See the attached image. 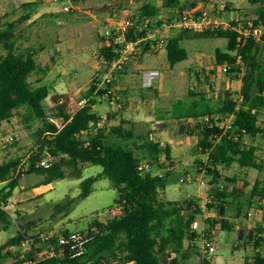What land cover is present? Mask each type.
Wrapping results in <instances>:
<instances>
[{"label":"trees","instance_id":"1","mask_svg":"<svg viewBox=\"0 0 264 264\" xmlns=\"http://www.w3.org/2000/svg\"><path fill=\"white\" fill-rule=\"evenodd\" d=\"M248 1L255 4L253 22L264 25V0ZM33 4L24 2L22 5L30 7ZM186 6L195 7L196 4L187 0H160L159 3L145 0L138 7L125 41H138L144 45L143 50L151 49L157 40L147 39V31L176 17L161 18V8L175 9L178 16ZM202 9L201 6L197 12ZM154 18L157 19L152 23L150 20ZM145 20L148 21L146 27ZM238 22L242 21L231 20L228 25L201 30L177 28L166 38L165 49L166 59L173 66L187 57V50L181 45L184 39H226L225 48L217 47L214 51L215 67L224 66L233 79H240V88L219 95L216 102L202 93L197 98H178L168 106L155 108L157 121L173 119L192 123L190 131L195 130L197 134L193 150L203 155L212 167L208 206L217 210L213 221L219 222L222 229L229 230L233 225L224 217L227 208L234 205L239 216L241 205L248 209L264 207L260 203L264 198V180L255 179L245 190L235 185L237 179L234 176L223 175L219 170L232 164L259 171L264 169V154L261 157L257 154L260 147L244 139V136L264 135V128L258 123L259 113L264 109V31L259 39L249 36L243 41L233 28ZM103 39L106 42L100 47V53L104 60L111 62L117 59L123 44ZM16 42L13 24L1 25L0 47L5 49V53L0 54V123L15 114L23 118L27 128L37 122L36 129L32 131L37 148L28 156L25 172L40 175L41 179L34 185L40 186L59 178L80 177L85 166L98 165L101 170L81 181V191L77 196L56 203L57 211L67 209L77 198L87 196L93 183L102 177H107L116 190L114 204L121 205V210L105 221L95 218L87 229L80 230L92 235L80 255H73L68 244H58L56 234L51 235L42 248L38 245L39 232L28 235L19 230L0 244V263L14 256L15 264H214V260L207 256L192 262V256L197 252L191 246H185L186 239L193 240L194 220L202 213L200 204L194 198L177 201L159 196L167 184L168 175L159 176L152 170L153 167L162 168V156L171 159V145L162 142L155 130L146 134L135 133L134 128L126 126L122 119L109 126L100 124L101 116L93 105L104 88L95 91V84L82 93V103L80 100L72 101L63 93L50 94V86L41 78H37V82L30 79L31 74L42 70L35 57L36 50L31 47L20 49ZM106 85L111 87V81ZM235 96H240L238 102L234 100ZM47 97L50 104L46 102ZM232 112V127L222 133L215 124L216 116ZM206 115L210 116L209 122L202 120ZM57 119H60V124ZM43 155L48 156V161L39 163ZM143 161L149 168L141 166ZM19 162L20 159L16 158L0 163V182H5L0 188V230L8 228L9 212L5 205L19 184ZM197 162L200 163V159ZM243 184L250 183L243 181ZM253 231L257 252L252 264H264V255L259 251L264 242V216ZM28 238L32 240L30 247L14 255L12 247H19ZM49 244L53 246V254L39 256Z\"/></svg>","mask_w":264,"mask_h":264},{"label":"rangeland","instance_id":"2","mask_svg":"<svg viewBox=\"0 0 264 264\" xmlns=\"http://www.w3.org/2000/svg\"><path fill=\"white\" fill-rule=\"evenodd\" d=\"M144 1L0 0V26L11 22L18 48L31 47L36 50L35 57L42 70L31 74L30 79L37 82V78H41L42 82L50 86V94L58 92L66 94L72 101L81 100L82 93L90 85H96L95 91L102 88L107 82L106 72L111 70L109 77L112 92L109 96H98L93 109L101 116L100 124L109 126L122 119L126 126L134 128L135 133L146 134L149 130H155L162 142L171 145V159L162 156V168L153 167L152 173L168 175L165 188L160 190V198L177 201L194 198L200 204L202 213L194 220L193 240H185V246H191L197 252L192 256V262L207 256L214 260V264H252L257 252L252 239L253 228L257 222L262 221L264 207L248 209L241 205V213L237 216V209L232 205L226 209L224 217L233 227L230 230L222 229L219 222L213 221L217 210L208 206L212 167L203 155L193 150L197 134L195 130L190 131L192 123L173 119L157 121L155 118L156 107L168 106L178 98H197L203 93L209 100L216 102L219 95L240 88L239 79H233L225 68L215 67L214 51L217 47L224 49L226 39H184L181 45L186 48L187 57L170 66L166 59V39L160 43L158 38L163 32L167 38L177 28H165L166 22L161 26L153 24L149 29L152 32L150 38L157 42L151 46L152 49L143 50L144 45L137 42L131 52H126L127 58L122 63L115 64L116 59L111 62L104 60L100 47L111 20L116 16L128 15L134 22L138 7ZM188 1H194L198 8L202 6L211 18H217L226 25L231 20L244 22L255 17V4L248 0ZM24 2L34 4L24 7ZM65 5L69 6L68 10L63 9ZM177 12L175 9L161 8V18L177 16ZM156 19L150 21L154 23ZM147 25L148 21L145 20L144 26ZM3 53L5 49L0 47V54ZM152 67L160 70L159 85L145 88L142 86V75ZM46 102L50 104L49 97ZM57 121L60 124V119ZM258 123L264 128V109L259 113ZM36 127L37 122H34L31 128H27L18 114L0 123V137L5 139L3 143L0 142V163L19 158L18 169L21 170L19 184L5 205L9 212V224L8 228L0 230V244L19 230L28 235L36 232L85 230L95 218L105 221L115 209L116 190L107 177H102L93 183L92 191L87 196L77 198L69 208L57 211L56 203L77 196L81 191V181L98 173L101 167L87 165L80 177L59 178L52 184L34 186L41 176L25 171L28 156L37 148L32 137ZM244 139L260 147L258 156L264 154V135L244 136ZM47 157L43 155L39 163H46ZM219 170L223 175L234 176L237 179L235 185L245 190L250 188L255 179L264 180V169L259 171L232 164ZM186 176L190 180L180 179ZM201 179L205 181L204 184L200 182ZM243 181L250 184L245 186ZM4 185L5 182H0V188ZM260 203L264 206V198ZM207 239L214 242V251L205 249ZM31 241L28 238L19 247L13 246L14 255L17 251L28 249ZM38 245L43 248L44 240L40 239ZM259 251L264 255V242ZM15 262L12 256L0 264Z\"/></svg>","mask_w":264,"mask_h":264},{"label":"built area","instance_id":"3","mask_svg":"<svg viewBox=\"0 0 264 264\" xmlns=\"http://www.w3.org/2000/svg\"><path fill=\"white\" fill-rule=\"evenodd\" d=\"M69 6L65 5L63 9L68 10ZM198 7H184L182 10L179 11V15L172 19L171 22L165 23L164 27H171L175 26L176 28H191L194 30H201L203 28L209 27V26H216L223 24L220 20L217 18H211L206 10L202 9L200 12H197ZM132 19L128 15L123 16H116L113 20H111L110 25L105 33V38L112 39L114 43H120L123 44L122 49L120 50V56L114 61V63H122L127 58V53L131 52V49L134 47L135 44H137L138 41H125V34L128 30V28L132 25ZM226 25V24H223ZM233 28L240 33V36L242 40L244 41L247 37L251 36L255 39H259L264 31V25L262 23L255 24L252 19L245 20L244 22H238L236 25L233 26ZM152 34V32L149 30L147 33V37ZM160 43L165 41V35L160 34V37L158 38ZM127 52V53H126ZM113 67V66H112ZM223 68H225L223 66ZM109 70V74L107 75V80L110 81L109 75L111 74ZM160 70L158 68L152 67L148 68L143 72L142 75V86L145 88L153 87L157 84H159L160 80ZM104 92L103 96H109L112 92L111 87L107 86L106 84L103 85ZM240 99V96H235L234 100L238 102ZM83 101V100H80ZM81 103V102H80ZM238 105H236L237 107ZM234 113H225L221 114L219 116H216L215 124L219 129H221L222 133H225L232 127ZM203 121L209 122L210 116L206 115L202 118ZM57 122V120H56ZM5 139L3 137H0V142L3 143ZM141 166L143 168H148V163L146 161L141 162ZM159 176L162 175V173H158ZM182 181L184 180H190L188 176L181 177ZM202 184L205 183L203 179L200 180ZM209 187V185H208ZM115 209L112 210V215L120 212L121 205H115ZM53 234L57 235V243L62 244L66 243L69 245V248L73 255H80L85 251V245L89 240L92 238V235L86 232H81L80 230H70L67 231L65 234L59 233V231H50V232H39L38 238L44 240H49V237ZM23 243V242H22ZM205 249L207 251H214L215 245L212 240H205ZM54 249L52 244H49L46 248H44L38 255H47V254H53Z\"/></svg>","mask_w":264,"mask_h":264},{"label":"crops","instance_id":"4","mask_svg":"<svg viewBox=\"0 0 264 264\" xmlns=\"http://www.w3.org/2000/svg\"><path fill=\"white\" fill-rule=\"evenodd\" d=\"M165 28H167V27H165ZM149 31V30H148ZM148 31H147V33H148ZM151 31V30H150ZM163 34H164V32H163ZM165 35V34H164ZM149 36H152V34H150ZM146 38H150V37H147L146 36ZM106 41L104 40L103 41V44L105 43ZM151 49H152V47H151ZM156 68V67H155ZM109 74V72L107 71L106 72V75H108ZM240 80V79H239ZM240 82H241V80H240ZM159 84H157V85H155V86H153V87H149V88H154V87H156V86H158ZM241 85V84H240ZM139 91H140V89H139ZM161 121V120H160ZM48 184H52V183H48ZM23 186L21 185V188H22Z\"/></svg>","mask_w":264,"mask_h":264}]
</instances>
